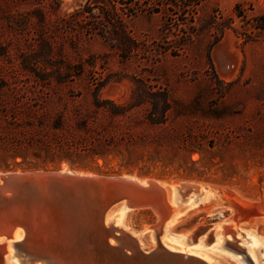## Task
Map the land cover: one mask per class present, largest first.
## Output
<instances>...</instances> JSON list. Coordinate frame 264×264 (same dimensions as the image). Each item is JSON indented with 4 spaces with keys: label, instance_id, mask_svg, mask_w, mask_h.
I'll use <instances>...</instances> for the list:
<instances>
[{
    "label": "rangeland",
    "instance_id": "374dc122",
    "mask_svg": "<svg viewBox=\"0 0 264 264\" xmlns=\"http://www.w3.org/2000/svg\"><path fill=\"white\" fill-rule=\"evenodd\" d=\"M189 3L0 0V172L68 167L204 184L219 213L195 211L163 232L153 209H137L126 231L148 250L159 242L207 264H264V32L254 27L264 0ZM231 71L233 81L221 77ZM96 138L106 139L99 159L81 151ZM248 210L253 229L242 231ZM181 234L193 242L178 245ZM20 250L0 264H42Z\"/></svg>",
    "mask_w": 264,
    "mask_h": 264
},
{
    "label": "water",
    "instance_id": "95a60500",
    "mask_svg": "<svg viewBox=\"0 0 264 264\" xmlns=\"http://www.w3.org/2000/svg\"><path fill=\"white\" fill-rule=\"evenodd\" d=\"M171 188L181 198L198 189L185 181L106 176L68 167L0 172V263L3 248L21 231L24 239L12 246L18 253L21 248L30 263L185 264L193 260L207 264L162 245L159 248V242L145 249L136 232L122 231L110 220V213L120 205L133 210L167 208ZM253 213L248 210L242 215L249 219ZM174 214L172 207L168 219ZM152 230L154 235L156 229Z\"/></svg>",
    "mask_w": 264,
    "mask_h": 264
},
{
    "label": "bare ground",
    "instance_id": "6f19581e",
    "mask_svg": "<svg viewBox=\"0 0 264 264\" xmlns=\"http://www.w3.org/2000/svg\"><path fill=\"white\" fill-rule=\"evenodd\" d=\"M185 183L189 184V185L197 186L198 189L190 197L181 198V197H179L178 194H176V192L173 191V188H171L170 193H169V199H168V202H167V205H166L167 208L164 207V208H161L160 211H154L156 214H158V216H160V218H161V220L163 222L162 223L163 229H161L163 232L166 231V228L169 225H171L174 222L182 219L184 216H186L188 214L190 215V213H193L195 211L202 210L203 212H206L208 214H215V213H219L221 210H223V208H222V206L220 204V200L216 197L217 195L215 196V194L212 192V190L210 189L209 186H205L204 184H199V183H196V182H186L185 181ZM195 196H200V198L198 200H196ZM230 199H232V197ZM240 200L241 199H239V200L236 199V201L238 202L237 204L240 203L241 205L244 206L243 208H245V207L246 208H248V207L250 208L251 207L250 205H247V204L243 203ZM175 202L178 204V206H175V204H174ZM198 203H200V204H198ZM196 204H198L197 207L195 206ZM240 204H239V206H241ZM255 205L257 206V204H254V206ZM172 207L175 208V214H174V216H172L171 218L168 219V217H169L168 215L170 214V210H171ZM134 211L135 210H133L132 208L120 205L119 207H116L114 210H112V212L110 213V220L113 222V224L118 229H120L122 231L129 230L128 228L131 227V222H130L131 215H132V213ZM261 212L264 214V205L261 208ZM165 219H168V222H166ZM248 220H249V222L243 223L239 227L240 229H242V231H243V228L245 229L244 231H246V229L249 230V231L251 230V228L253 229L252 224H253L254 220H252L251 217H249ZM263 225H264V222H263ZM217 227H219V226L216 225V228ZM218 229H216V230H218ZM239 231H241V230H239ZM239 231L238 230H230V231L225 232V233L226 234L230 233L234 237V236H236V234L239 233ZM141 232L143 234L146 231H141ZM138 233H140V231ZM150 235L152 236L153 233H150L149 236ZM216 235H217V238H218L219 237V230L216 232ZM138 236L140 237V234ZM183 236H184L183 234L178 236L179 237V239H177V242H179L178 245L181 244L180 242H182V243L183 242H190V243L193 242L191 240L188 241L186 238H183ZM23 239H24V234L21 231H17L12 236V240H11L12 242L9 241L7 243V245H6V247H4L3 251H2L4 253V256L6 255L4 257V261L7 259L6 262L9 263L8 262V258L9 257H7V255L11 253V249L13 248V246H12L13 243H18V242L22 241ZM205 242L208 243L207 241H205ZM224 246L226 247V245H224ZM165 248L169 249L170 251L180 252L178 250L170 249V248H168L166 246H165ZM185 254L188 255L187 253H185ZM37 262L38 261H35L34 263H37Z\"/></svg>",
    "mask_w": 264,
    "mask_h": 264
},
{
    "label": "trees",
    "instance_id": "16d2710c",
    "mask_svg": "<svg viewBox=\"0 0 264 264\" xmlns=\"http://www.w3.org/2000/svg\"><path fill=\"white\" fill-rule=\"evenodd\" d=\"M190 3H189V6H195V5H199L203 0H188ZM239 17H242V14H241V11L238 9V14H237ZM254 27L256 30H259L260 32H264V15H261L259 17H256L255 19V23H254ZM259 39V36H246L245 39L243 40V42H249L251 40H258ZM96 108L97 109H103V110H106V111H110V113L114 114V115H118V114H122V113H125L126 111V108L123 107V106H120L114 102H111V101H101V102H96ZM129 109V108H128ZM93 121L95 122L96 119L94 118ZM80 125L84 128H89L90 126V119H82ZM104 126L103 124L101 125V127ZM95 134H103V132L101 131H97V132H94ZM87 140V139H85ZM105 140L106 139H102V138H96L95 141H90L89 143L91 145H93V147H90V146H87V145H82V149L81 151L82 152H86L87 154H90L92 155L93 157H95L96 159H99V158H103L104 156V145H105ZM113 140V139H112ZM97 141V142H96ZM88 142V141H86ZM104 143V144H103ZM110 143V142H109ZM95 145L99 148H95ZM66 148V145H62L59 147V150L61 152H69L68 148ZM79 148V147H78Z\"/></svg>",
    "mask_w": 264,
    "mask_h": 264
},
{
    "label": "crops",
    "instance_id": "0c3cea01",
    "mask_svg": "<svg viewBox=\"0 0 264 264\" xmlns=\"http://www.w3.org/2000/svg\"><path fill=\"white\" fill-rule=\"evenodd\" d=\"M258 63H259L260 66H263L264 65V59H260ZM235 75H236V72L235 71H231L229 73H226V75H224V76L221 75V77L224 78V80L233 81Z\"/></svg>",
    "mask_w": 264,
    "mask_h": 264
}]
</instances>
